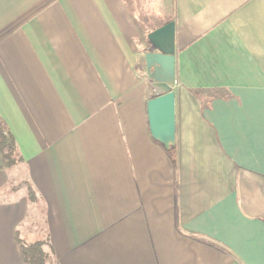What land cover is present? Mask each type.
<instances>
[{"label":"crops","instance_id":"1","mask_svg":"<svg viewBox=\"0 0 264 264\" xmlns=\"http://www.w3.org/2000/svg\"><path fill=\"white\" fill-rule=\"evenodd\" d=\"M0 0V264H264V0ZM174 23L176 138L143 55ZM33 192L29 200L27 188ZM42 222V228L38 227Z\"/></svg>","mask_w":264,"mask_h":264},{"label":"water","instance_id":"2","mask_svg":"<svg viewBox=\"0 0 264 264\" xmlns=\"http://www.w3.org/2000/svg\"><path fill=\"white\" fill-rule=\"evenodd\" d=\"M150 49L143 55L148 87L153 98L146 103L149 134L165 150L175 146L176 93L174 23L169 22L147 35Z\"/></svg>","mask_w":264,"mask_h":264},{"label":"trees","instance_id":"3","mask_svg":"<svg viewBox=\"0 0 264 264\" xmlns=\"http://www.w3.org/2000/svg\"><path fill=\"white\" fill-rule=\"evenodd\" d=\"M134 12L140 21L145 20L147 15L143 0H129ZM162 147L160 144H158ZM163 148V147H162ZM174 147L165 150L172 153ZM0 160L2 169L13 171L22 163L21 155L17 149L14 137L0 119ZM26 194L29 200L33 199V192L28 187ZM19 255L24 264H58L54 258L51 247L46 240H37L34 242H25L17 240Z\"/></svg>","mask_w":264,"mask_h":264},{"label":"rangeland","instance_id":"4","mask_svg":"<svg viewBox=\"0 0 264 264\" xmlns=\"http://www.w3.org/2000/svg\"><path fill=\"white\" fill-rule=\"evenodd\" d=\"M139 20H140V19H139ZM42 225H43L42 222H38V227H39V228H42Z\"/></svg>","mask_w":264,"mask_h":264}]
</instances>
